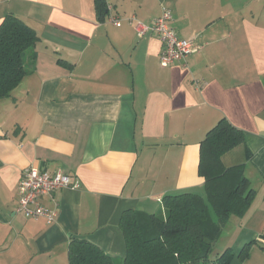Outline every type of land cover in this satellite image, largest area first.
Segmentation results:
<instances>
[{
	"label": "crops",
	"instance_id": "0c3cea01",
	"mask_svg": "<svg viewBox=\"0 0 264 264\" xmlns=\"http://www.w3.org/2000/svg\"><path fill=\"white\" fill-rule=\"evenodd\" d=\"M95 1L0 0V22L13 13L39 36L31 72L0 98V264H69L72 238L124 258L123 212L201 194L200 142L223 117L244 132L256 192L218 241L230 264H264V0H107L104 21ZM164 7L194 44L188 66L161 64L156 33L108 21L151 23ZM31 166L80 180L43 198L52 223L16 210Z\"/></svg>",
	"mask_w": 264,
	"mask_h": 264
},
{
	"label": "trees",
	"instance_id": "16d2710c",
	"mask_svg": "<svg viewBox=\"0 0 264 264\" xmlns=\"http://www.w3.org/2000/svg\"><path fill=\"white\" fill-rule=\"evenodd\" d=\"M95 8L104 21L109 12L107 0H96ZM38 40L36 30L13 13L0 22V98L10 96L31 72ZM242 147L244 154L236 153ZM250 156L243 130L223 117L200 142L199 174L205 194H166L161 215L124 211L120 218L124 258L106 254L86 239L72 238L69 264H230L235 256L231 247L215 257L212 253L230 218L243 216L254 198L256 191L245 173ZM251 245L239 252L242 259Z\"/></svg>",
	"mask_w": 264,
	"mask_h": 264
},
{
	"label": "built area",
	"instance_id": "2783aa9c",
	"mask_svg": "<svg viewBox=\"0 0 264 264\" xmlns=\"http://www.w3.org/2000/svg\"><path fill=\"white\" fill-rule=\"evenodd\" d=\"M162 14L151 23H144L131 15L126 18L110 17L108 21L121 26L126 20L132 25L138 35L144 36L147 32H154L161 41L160 62L163 66H170L175 62H181L188 66V58L195 51L194 44L190 39L178 36L172 25V12L163 8ZM79 178L75 175L66 174L61 170L49 173L38 169L36 166L24 170L19 183L18 212L27 218H45L49 223L54 222L58 216L57 208H49L44 205L45 196H53L56 191L64 188H79Z\"/></svg>",
	"mask_w": 264,
	"mask_h": 264
},
{
	"label": "rangeland",
	"instance_id": "374dc122",
	"mask_svg": "<svg viewBox=\"0 0 264 264\" xmlns=\"http://www.w3.org/2000/svg\"><path fill=\"white\" fill-rule=\"evenodd\" d=\"M201 194H205L204 190H202ZM154 210H156V214L161 215L164 211L162 203H159L158 205H156V208ZM224 243H225L224 239H221V241H217L216 246H215L216 247L215 251L212 253L213 257H215L218 254V251L221 252L220 250H223L224 245H226Z\"/></svg>",
	"mask_w": 264,
	"mask_h": 264
}]
</instances>
